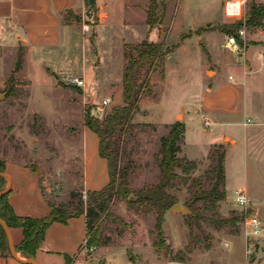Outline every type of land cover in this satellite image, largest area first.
<instances>
[{"label": "rangeland", "instance_id": "1", "mask_svg": "<svg viewBox=\"0 0 264 264\" xmlns=\"http://www.w3.org/2000/svg\"><path fill=\"white\" fill-rule=\"evenodd\" d=\"M226 1L157 0V24L150 29L146 23L149 0H95L93 5L87 0H48L49 4L45 0H0V26L8 32L3 38L0 28V158L6 174L27 170L35 175L49 208L72 210L81 198L87 201V192H93L84 187L85 151L90 142L96 143L100 157L99 139L84 121L87 116L103 121L113 108L123 105L126 45L148 41L162 43L165 52L170 51L164 65L149 75L147 94L138 96V109L127 134L116 140L118 166L128 169L132 189H146L159 181L161 139L172 127L161 121H171L182 106L186 115L189 112L187 118H193L177 156L196 162L197 168L187 182L174 181L170 191L189 213H166L163 235L167 249L156 246L154 213L132 207L129 202L134 196L114 197L111 216L104 215L100 221L107 245L91 250L86 243L77 264H264V233L258 250L248 257L242 220L223 228L201 221L192 234L186 224L194 216L190 206L195 193L213 187L212 155L224 152L227 198L213 210H205L202 202L196 208L204 219L241 217L234 193L243 190L264 227V72L255 75L263 65L255 69L251 61L255 47L263 45L256 40L264 41V32L259 33L264 31V19L263 27L243 26V36L226 33L233 24H245L250 7L264 0H238L245 3L233 18L224 11ZM44 7L49 9L45 15ZM5 10L18 20H10L9 15L2 18ZM31 14L43 16L30 27L31 22L24 20ZM203 23L214 32L208 37L193 36L201 32L189 29ZM230 37L236 38L239 47L232 48ZM18 59L21 69L15 72ZM214 70L218 74L209 81ZM229 76L239 82L247 79L241 88L248 91L246 104L256 116L244 118L241 109L231 117L222 116L223 127H214L209 119L212 127L207 128L208 118L195 116L194 108L203 89L209 84H229ZM75 78L82 79L84 87H74L71 81ZM104 101H108L105 106ZM182 120L180 115L177 122ZM220 129L225 131L224 140L210 147L206 134ZM178 174L184 177L181 171ZM81 217L85 219V215L72 219ZM10 230L18 247L23 230Z\"/></svg>", "mask_w": 264, "mask_h": 264}, {"label": "trees", "instance_id": "2", "mask_svg": "<svg viewBox=\"0 0 264 264\" xmlns=\"http://www.w3.org/2000/svg\"><path fill=\"white\" fill-rule=\"evenodd\" d=\"M89 5H93L95 0H87ZM157 0H149L147 10V26L153 29L156 22ZM264 19V4H254L246 14L245 24L238 22L231 25V30L226 33L239 37V31L243 26H262ZM202 30H200L201 32ZM127 64L123 71V105L115 107L103 121L87 116L84 121L85 127L94 133L99 139V155L107 161L109 183L100 191L87 192V201L81 198L72 210L65 206H50L51 213L42 219L24 218L15 214L13 208L8 203L7 198L10 193L0 198V219L4 221L9 229L21 228L23 230L22 243L16 247L17 252H21L26 259H35L37 252L41 249L47 229L54 223L67 224L72 218L85 215L87 245L92 248L106 246L102 239V226L100 221L104 215L110 217L109 207L114 197L129 199L131 196L135 200L129 202L132 207L145 208L146 213H154L155 230L157 232V244L160 249H167L163 235V225L166 213L178 203L175 195L170 191L175 187L174 181L182 179L187 182L189 175L197 168V163L186 158L177 156L180 153V144L185 137V125L176 122L172 125L169 134L161 139L162 158L159 163L160 177L157 184L146 188L134 190L128 182V169H119V154L116 147V140L126 135L134 115L138 109V96L146 95L149 87V75L156 72L161 65H164L165 56L168 52L163 48L162 43L143 41L136 45H126ZM21 69V59H18L16 71ZM13 77L9 82H13ZM76 87V86H74ZM212 159L215 166L211 170L213 175V187L209 191L197 192L194 195V202L190 206L194 216L186 219V224L192 234L194 226H198L201 221H206L212 226L226 227L235 225L237 221L244 220L241 217H233L227 220L204 219L198 203H205V210H213L216 205L227 198L225 190V153H214ZM181 171L184 177L178 174ZM0 173H5V163L0 158ZM0 191L8 184L6 179L0 177ZM120 223H122L120 221ZM1 228V224H0ZM2 229V228H1ZM3 235L5 234L2 231ZM0 251L7 252L8 247L4 238L0 235ZM68 258L66 264H70Z\"/></svg>", "mask_w": 264, "mask_h": 264}, {"label": "crops", "instance_id": "3", "mask_svg": "<svg viewBox=\"0 0 264 264\" xmlns=\"http://www.w3.org/2000/svg\"><path fill=\"white\" fill-rule=\"evenodd\" d=\"M46 1V4H49L48 0H45V2ZM229 1L230 0L226 1V3ZM4 6L5 5H3L2 7L4 8ZM224 11L226 13L225 8ZM6 12L7 10H5V13ZM42 12L45 15L46 13H49V9L46 8ZM7 15L10 16V20H18V18H15L14 16L11 17V13H6L4 16H2V18H6ZM42 16L43 15L35 16L31 14V18L24 21L31 22L29 23L31 27L32 22L39 20ZM20 20L23 21V18ZM205 25L206 24L203 23L199 26H192V28H190L189 30L194 33L202 30L200 34L193 33V36L197 37L203 35L208 37L214 31H210L209 28H205ZM0 28L3 31L1 34L4 38L6 35H8V32L2 26H0ZM263 32L264 31H261L259 33ZM202 39H204V37L199 38V40ZM2 40L4 41V39ZM2 40L1 42H3ZM256 42H262L263 45L262 47H255V52H252L253 55L251 57V61L254 64V68L259 69L260 64L264 66V41L256 40ZM261 52L263 55L260 56ZM258 61L260 62L258 63ZM212 66V63L207 65L205 70L206 76H208V74L210 73V68ZM258 72H264V67H262V69L260 68L259 71L255 70V75ZM213 73L214 78L209 81H213L216 78L218 70H214ZM244 75L247 76L245 73ZM230 77L232 76H229V84H225L219 87L209 84L206 91H204L203 89L202 93L200 94L201 98H199L197 108H194L193 114L195 116L206 117L210 119L213 122L214 127H223V125H225L226 123H221L223 120L220 121V118L227 115V117H231L241 109L243 110L242 113L245 116L244 118L256 116L255 114H253L254 112L251 113V111L253 110L251 106L248 107V104H246L248 91L241 88L243 86L245 87V85L247 84V79L243 82H239L236 80V78L232 77L233 79H230ZM163 98L164 97L162 96L161 101L163 100ZM184 110V106L180 107V110H177L176 114L173 116L174 118H171V121H169L168 123L165 121L161 122L165 123L166 125H173L178 121L179 116L182 115V122L186 127V141V137L188 136L190 130V123L193 122V118H187L189 112H187L186 115ZM218 120L220 121V123L218 122ZM245 121L243 123V126L247 127L249 124L246 123L247 125H245ZM206 135L207 137H209L211 147V145H219L224 140L225 131L220 129L217 132L213 131ZM83 175L84 187L86 191L101 190L109 183L107 162L98 156V144L96 143L90 142L88 144V147L86 148ZM8 176L10 177L12 183L9 202L12 205L17 216L24 218L41 219L47 217L50 214V208L45 202L40 183L36 182L35 175L33 173H30L27 170H19L14 173H9ZM86 238V224L84 217H81L79 219H72L67 224L54 223L47 229L45 233L44 243L41 249L37 252L34 261L36 262V264H66V261L69 258L71 261L70 264H77L80 259L81 253L84 250V246L86 245ZM228 248H230L229 244L227 249ZM17 254L20 257L18 252ZM21 259L26 260V258ZM0 264L23 263L13 258L8 248L7 252L0 251Z\"/></svg>", "mask_w": 264, "mask_h": 264}, {"label": "built area", "instance_id": "4", "mask_svg": "<svg viewBox=\"0 0 264 264\" xmlns=\"http://www.w3.org/2000/svg\"><path fill=\"white\" fill-rule=\"evenodd\" d=\"M244 3L245 1H243L242 3L238 0L229 1L226 7V15L230 18L239 16V14L241 13L242 5H244ZM244 33L245 32L241 29L239 31V37L243 36ZM228 41L229 44L232 45V48L239 47L235 37H230ZM230 79L233 78L230 77ZM71 83L77 87H84L83 81L80 78L73 79ZM107 104L108 101L103 102L104 106ZM99 110L101 111L102 109L100 108ZM205 127H212V123L209 119L205 121ZM234 203L243 211V230L245 235L246 253L248 257H251L258 250L260 239L263 237L264 227L257 213L253 211L252 201L250 200V198H248L247 194L243 190H237L234 193ZM225 246L228 247V244H225ZM90 249L93 250V248Z\"/></svg>", "mask_w": 264, "mask_h": 264}, {"label": "water", "instance_id": "5", "mask_svg": "<svg viewBox=\"0 0 264 264\" xmlns=\"http://www.w3.org/2000/svg\"><path fill=\"white\" fill-rule=\"evenodd\" d=\"M95 19H97V18L95 17ZM0 177L6 179L8 181V185H7L6 189L4 191L0 192V198H2V197L6 196L10 193L12 183H11V179L8 176V174L0 173ZM171 210L174 212L182 213L184 215H187L189 213L188 209L182 208V206L180 204L174 205L171 208ZM0 224L2 225V227L4 228V231L6 233L7 240H8V248H9V251H10V254L12 255V257L15 258L16 260H18L19 262L23 263V264H36L34 259L23 260L18 256L11 230L9 229L7 224L4 221H2L1 219H0Z\"/></svg>", "mask_w": 264, "mask_h": 264}]
</instances>
